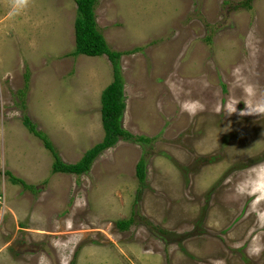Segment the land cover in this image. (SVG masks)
<instances>
[{
	"label": "rangeland",
	"instance_id": "374dc122",
	"mask_svg": "<svg viewBox=\"0 0 264 264\" xmlns=\"http://www.w3.org/2000/svg\"><path fill=\"white\" fill-rule=\"evenodd\" d=\"M241 1H97L109 47L133 50L119 59L122 127L149 140L119 138L76 175L52 172L51 152L22 116L63 161H77L103 138L112 63L70 54L75 0H30L17 11L0 0V264H38L41 255L45 264H264V198L251 185L236 191L264 163V114L226 111L231 100L239 111L264 99V0ZM247 83L259 86L256 97ZM189 99L206 110L182 112Z\"/></svg>",
	"mask_w": 264,
	"mask_h": 264
},
{
	"label": "trees",
	"instance_id": "16d2710c",
	"mask_svg": "<svg viewBox=\"0 0 264 264\" xmlns=\"http://www.w3.org/2000/svg\"><path fill=\"white\" fill-rule=\"evenodd\" d=\"M98 0H75L76 16L74 19V50L70 53L72 56L84 54L88 56H99L105 54L112 63L113 80L102 90L100 102L101 123L104 130L101 141L95 143L87 149L81 157L75 162H65L61 159L58 151L55 149L52 141L41 130L37 129L35 122L25 113L22 116V123L36 137L43 141L53 156L52 172H64L80 175L88 172L95 158L105 149L113 146L119 138L130 140L135 138L136 141H148L149 137L139 135L134 136L125 128L122 127L121 119L125 110L126 102L124 95V82L119 65V59L124 53L129 51H117L109 47L102 32L98 29L95 6ZM241 5L250 7V0H242ZM239 5V4H238ZM28 73L25 74L26 82L24 88L18 91L17 96H23L27 90ZM145 161L141 157L136 163L135 174L139 183H142L146 177ZM11 181L22 184L26 188H33L32 185H27L23 179L14 176L11 172H5ZM133 218L121 219L116 222L120 230L128 228L132 223ZM74 260L70 264H73Z\"/></svg>",
	"mask_w": 264,
	"mask_h": 264
},
{
	"label": "clouds",
	"instance_id": "9594fccd",
	"mask_svg": "<svg viewBox=\"0 0 264 264\" xmlns=\"http://www.w3.org/2000/svg\"><path fill=\"white\" fill-rule=\"evenodd\" d=\"M13 11H17L23 8H26L30 0H11ZM239 83V81H237ZM205 86H207L205 82ZM259 86L253 83H247L244 86V92L249 98H253L257 96ZM240 101L231 100L227 105L226 111L228 116L232 114H237L240 116L246 115H261L264 114V99L258 100L255 103L251 101V99L247 102H244L245 109L239 110L237 109V105ZM206 110V105L202 103L200 100H184L181 102V111L187 113L190 117L194 118L198 115V113ZM220 110L219 108L217 109ZM252 172L255 173V180L246 181L236 186V191L241 194H246L249 192V185H251V192L253 194L260 193L261 198H264V163L260 165H255L251 169ZM253 254L259 255L262 251L260 246H254L251 249ZM45 257L41 255L38 264H45Z\"/></svg>",
	"mask_w": 264,
	"mask_h": 264
}]
</instances>
